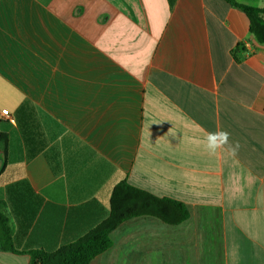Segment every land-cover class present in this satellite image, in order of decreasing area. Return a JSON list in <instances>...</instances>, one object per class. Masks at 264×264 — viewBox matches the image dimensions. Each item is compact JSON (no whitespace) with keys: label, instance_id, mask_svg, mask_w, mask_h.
<instances>
[{"label":"crops","instance_id":"obj_1","mask_svg":"<svg viewBox=\"0 0 264 264\" xmlns=\"http://www.w3.org/2000/svg\"><path fill=\"white\" fill-rule=\"evenodd\" d=\"M220 129L235 157L197 144ZM1 134L0 264L78 240L123 180L189 218L128 219L91 264H264V44L224 0H0Z\"/></svg>","mask_w":264,"mask_h":264},{"label":"trees","instance_id":"obj_2","mask_svg":"<svg viewBox=\"0 0 264 264\" xmlns=\"http://www.w3.org/2000/svg\"><path fill=\"white\" fill-rule=\"evenodd\" d=\"M242 10L250 20V32L255 39L264 44V7H251L237 2L224 0ZM233 50V56L239 60ZM8 138L0 135V151L6 152ZM139 216H152L161 221L177 225L189 218V211L183 203L167 198H159L148 192L131 186L126 180L119 182L112 191L109 216L78 240L60 247L54 252L42 249L27 251L30 264H91L98 255L112 245L110 238L120 224ZM13 228L4 211V203L0 202V247L4 251L22 253L14 246Z\"/></svg>","mask_w":264,"mask_h":264},{"label":"clouds","instance_id":"obj_3","mask_svg":"<svg viewBox=\"0 0 264 264\" xmlns=\"http://www.w3.org/2000/svg\"><path fill=\"white\" fill-rule=\"evenodd\" d=\"M197 144H202L209 155H215L219 150L227 152L230 156L235 157L240 150L239 141L231 140V134L226 130H217L209 132Z\"/></svg>","mask_w":264,"mask_h":264},{"label":"built area","instance_id":"obj_4","mask_svg":"<svg viewBox=\"0 0 264 264\" xmlns=\"http://www.w3.org/2000/svg\"><path fill=\"white\" fill-rule=\"evenodd\" d=\"M3 114L7 116L8 112L5 110V111H3Z\"/></svg>","mask_w":264,"mask_h":264},{"label":"water","instance_id":"obj_5","mask_svg":"<svg viewBox=\"0 0 264 264\" xmlns=\"http://www.w3.org/2000/svg\"><path fill=\"white\" fill-rule=\"evenodd\" d=\"M1 166H2V161L0 160V168H1Z\"/></svg>","mask_w":264,"mask_h":264}]
</instances>
